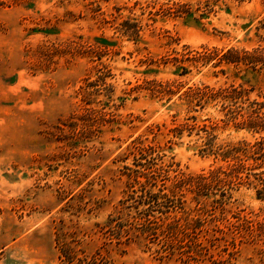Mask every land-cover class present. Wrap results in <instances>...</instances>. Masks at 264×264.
Listing matches in <instances>:
<instances>
[{
    "label": "rangeland",
    "instance_id": "374dc122",
    "mask_svg": "<svg viewBox=\"0 0 264 264\" xmlns=\"http://www.w3.org/2000/svg\"><path fill=\"white\" fill-rule=\"evenodd\" d=\"M250 114L264 0H0V264H264Z\"/></svg>",
    "mask_w": 264,
    "mask_h": 264
},
{
    "label": "trees",
    "instance_id": "16d2710c",
    "mask_svg": "<svg viewBox=\"0 0 264 264\" xmlns=\"http://www.w3.org/2000/svg\"><path fill=\"white\" fill-rule=\"evenodd\" d=\"M230 55H235L237 52L236 51H232L229 52ZM246 118V123L245 124H249L250 126L254 127V128H258L260 131H264V117H258L255 118L253 117V114H250L248 116L245 117ZM148 184L155 186L154 183L147 182ZM202 186V185H200ZM163 190L160 189L158 192H153L151 189H149L147 186H145V189L143 191V195H142V204L144 206H147V208L145 209V212L150 213L149 216L146 218L145 220V228L149 231L152 230L153 227L151 226V224L156 223L155 221H151V216L153 217L154 215L152 213L154 212H161L164 213L162 207H164L163 205V201L166 199L167 194H162ZM162 206V207H161ZM168 211L164 214H167ZM166 219L168 220L169 217L166 216L165 219L160 218L157 223L160 225L161 228H167L169 230H177L179 237H174V235H168L167 236V240L168 241H172L174 242L176 239L181 238L180 235L184 234V232H181V229L183 228L182 226H173L172 224H169L168 221H166ZM186 227V226H185Z\"/></svg>",
    "mask_w": 264,
    "mask_h": 264
}]
</instances>
